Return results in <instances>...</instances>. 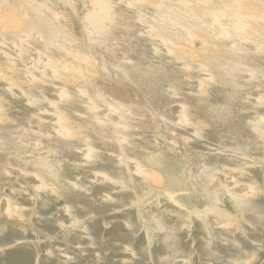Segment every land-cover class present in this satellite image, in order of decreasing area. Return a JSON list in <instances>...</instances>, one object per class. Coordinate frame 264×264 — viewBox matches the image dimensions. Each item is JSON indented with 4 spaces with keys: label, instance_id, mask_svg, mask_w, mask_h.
<instances>
[{
    "label": "bare ground",
    "instance_id": "1",
    "mask_svg": "<svg viewBox=\"0 0 264 264\" xmlns=\"http://www.w3.org/2000/svg\"><path fill=\"white\" fill-rule=\"evenodd\" d=\"M19 1L24 6H33L29 0H0V48L3 47L10 52L12 61L24 64V70L21 72L12 67L0 66V264H21L20 259L11 257L12 254L7 252L8 245L4 243L6 233L19 234L27 229L29 222H34V225L37 223L43 224L47 230L56 233L57 227H60L63 223L58 218L53 220L55 217H51L45 210L48 205L47 203L52 204L55 197H68L70 194L69 185L73 184L66 180V172H69L68 170L71 169V166L65 169V167L59 164L56 156L61 155L69 159V157H72L76 153L73 149L74 144L72 140L83 141V139L75 135L72 130L73 127H70L68 120L63 115L50 116L46 110L51 109L47 106L50 105L49 99H53V107L62 103L66 110L71 111L72 109L70 108L73 102L68 99L67 92L69 91H67V88H78L77 92L80 95L87 94V92H91L90 90L94 88L96 80L95 73L86 65L87 59L90 58L86 52H74L78 62L77 65H69L58 58L39 53L28 55V51H25L23 48L26 43H32L39 49H61L59 37H62V35L48 30L46 24L40 18L43 14L40 10L35 11L32 9L31 15L27 17L21 11L24 6H18L16 3ZM41 1L44 2L42 7L48 6L51 3V0ZM89 1L93 3L91 13L87 14L88 26L92 29L90 30V35L92 31H99L101 37L98 38L97 43L105 47L109 43L115 45V48L112 50L109 48L110 51L106 52V56L111 60L118 58L119 46L117 34L120 36L124 35L125 40H121L123 48L129 50L135 57L133 70H130L131 72H129L128 77L140 88L145 96L146 103L151 106L158 100L163 101L160 98V92L167 81L170 82L171 87L175 91L177 89L180 91L179 89L184 86H189V88L194 87L201 97L194 96L190 101L191 103H188L191 104L192 111H200L201 115L203 113L207 117L205 118L209 121V141L214 142L218 147L191 146L189 149L191 153L189 152L188 155L181 154L183 155L181 157L176 156L177 152L174 154L173 152L175 151L169 149L173 147H167L165 150H151L146 154L143 153L145 154L143 156L155 169H149L148 166L144 168V166L140 165L141 163L129 161L130 163H127L124 171L131 180H135L134 182H136L135 184L131 183L130 187L136 188L137 184L142 189V193H139L141 196L135 191L136 193L134 194L139 195H136L137 199L141 200L143 205L144 202L147 205L152 204L155 200L157 201L159 196L164 199H175L184 207H189V209L186 208L187 210H194L195 213L193 215L203 221L206 220L207 215L214 216L209 213H215L212 210L214 209L212 206L210 207L211 209L201 210L207 207V203H217L221 198L228 197V200L235 206L237 214L231 220L217 221L214 227L219 232H223L229 236V240L233 237L235 239L231 243L224 240L228 242L225 243L222 241L223 239L218 242L226 246L225 248L233 246V251L237 255L245 253L246 243L243 239L246 228L244 229L242 226V221L248 220L253 225L252 233L264 237V160L259 155H264V117L259 115L255 117L254 124L247 125L241 117L237 115L232 116L229 111L233 107L245 109L251 101H264V0H175L174 2L172 0ZM169 2L174 5H170ZM169 5H176L175 9L179 8V10L176 9L177 13L174 12L180 23L173 20L172 16L167 19L164 18L163 22L168 26L161 25L158 27L159 30L162 33H167V35L173 34L184 37L187 41L193 42L198 40L205 48L199 51L193 50L189 44L173 43L168 39L156 38L151 36L148 30H145L142 37L151 40L154 45L167 54L166 56H171L169 57L170 61H163L159 68H152L144 60L143 48L138 41L139 39H137V34H139L138 26H141L142 22H140L141 19L138 15L141 14L144 8ZM65 19H68V14L66 13ZM206 35L219 38L224 43L225 49L220 50L213 44H209L206 41ZM90 38L94 39L95 37L90 36ZM155 51L157 52V49ZM2 52L0 51V57H3ZM206 65L209 70L212 69L216 78H219L224 84L219 94L215 93L214 90H210L208 95H206L207 91L205 92L204 89H200L203 83H200L199 80H193V76H191L192 74H204L207 71ZM19 74L21 76L18 78ZM44 77L58 81L65 88L54 87V89H47V83L42 81ZM204 81L212 84L214 76L206 73ZM48 91L53 93V98L50 96V98L46 97ZM74 92L76 93L75 90ZM250 95L255 99L251 100ZM12 96L22 104V107H19L21 113L14 106L11 107ZM167 96L173 100L177 94L170 91ZM184 108L182 105L176 106V110L179 113L177 122L183 126L188 122L186 116L183 114ZM82 109L84 110V114L88 115L87 118L81 121L82 126L88 131L98 134L99 136H96V138H99L105 147L118 148V146L123 144L120 141H113L112 137L115 134L114 131L125 132L127 128L121 125L112 126L102 123L103 121L98 120L102 117H100V110L88 102L85 103V106H82ZM166 121L169 125H173L171 118H168ZM174 122L177 123L176 121ZM35 125L44 127L48 131H50V128H53L55 136H48L43 132H37L33 127ZM247 126L252 128L248 130ZM166 136H168V141H166L167 143L164 142L174 147L177 146L180 140H183L185 144H188L190 141L171 131H168ZM194 141H197V137L192 140V142ZM44 144H46V147H43ZM133 144L135 143L131 142L128 145L129 149L138 152L139 149H132ZM155 147L158 148V146ZM47 148L51 150V157L45 154V149ZM90 150L86 151V155H88L87 159L91 156L92 151ZM248 152H251V154L254 152V156L246 154ZM145 158L144 160L147 161ZM84 160L86 159L84 158ZM121 169L123 168L121 167ZM50 178L58 187H55L53 183L47 182ZM99 179H103L102 183L104 182L110 188L119 189L124 187L121 181L112 179L111 177L106 178L103 175ZM184 182H187L188 185L184 186ZM140 188H138V192H140ZM131 191L129 193H132L134 190ZM237 191L242 192L243 196L238 195ZM134 194L133 196L136 198ZM235 194L238 196H235ZM105 197L111 198L112 196L100 195L101 199ZM83 198L80 196L81 202H77V210L87 217L92 222L91 224L94 223L97 230L100 231V227L103 224L101 218L103 216H99L102 205L97 207L98 205L95 204V206L90 203V198H84V200ZM23 199L26 201L25 205L22 204ZM90 200L92 201V199ZM122 200L124 199L120 201L122 202ZM40 201L44 204H41L42 208H40ZM130 205L131 209L138 210L132 204ZM67 208L68 206L65 207V213H68ZM127 210L129 209L127 208ZM31 214L35 216L36 221L33 219L34 216L30 217ZM137 217H139L137 213L133 215L132 212L130 218L134 219L135 225L138 226L139 224L135 222V218ZM161 217V215L158 216L154 211L150 210L146 211L143 215L144 225L150 227L148 228L149 230L152 228L159 238L160 244H157L156 241L154 242L156 243L155 245H160L154 255L156 257H164V255H169L176 250H188V246L184 247L183 239H181L178 231H175L174 225ZM194 219L196 220V218ZM136 228L138 229V227ZM177 228L180 230L181 227L177 226ZM97 233L99 234V232ZM211 235L210 232V234H200L198 236L202 242L201 246L203 250H206L208 243H211ZM151 240L152 242L154 241L153 239ZM19 244L20 242L17 245ZM146 245H148L147 242ZM163 245L166 247L164 248ZM10 246L15 247V245ZM257 247L260 248L259 246ZM142 250L143 255L148 253L145 248ZM68 258L71 259L70 257L65 259L67 260ZM228 260L231 259L228 258ZM133 261H129V263H133ZM248 261L244 260V262H241L245 263ZM250 261L252 260L250 259ZM136 262L138 261L135 260ZM206 262L207 264L212 263ZM164 263L166 264V262ZM189 263L192 262L189 261Z\"/></svg>",
    "mask_w": 264,
    "mask_h": 264
},
{
    "label": "rangeland",
    "instance_id": "2",
    "mask_svg": "<svg viewBox=\"0 0 264 264\" xmlns=\"http://www.w3.org/2000/svg\"><path fill=\"white\" fill-rule=\"evenodd\" d=\"M29 1L33 4V6H29V7L24 6L22 3H20V1L16 3L18 4V6H22V5L24 6V8H22L21 11L27 17L31 15L32 9L35 11L40 10L43 13L40 16V18L43 21V23L46 24L48 30H50V32L53 33L58 32L62 35V37H59L61 40V44H60L61 49L59 50H55L53 48H51L50 50L44 48L39 49L38 47H36V45L32 43H26L23 48L25 51H28V55L32 53H39L45 56L58 58L69 65H77L78 62H77L76 54L74 52H79V53L86 52V54H88V56L90 57L87 59L86 65L89 66V69H91L93 73H95L96 80L94 83L95 85L93 84L94 88L90 90L91 92H87V94L80 95L77 92L78 88H73V89L67 88V91H69L67 92L68 99L73 102V105L70 108L72 109L71 111L66 110L64 104L62 103H59L53 107V99H49L50 105L47 107H50L51 109L49 110L47 109L46 112H48L50 116L63 115V117H65L68 120L70 127L71 126L73 127L72 130L74 131L75 135L80 136L83 139V141L72 140L74 144L73 149L74 152L76 153L72 157H69V159H67L66 157H62L61 155L56 156L59 164L65 167V169L66 167L71 166V169L68 170L69 172H66L65 170V172L67 173L66 174L67 182L70 181L71 183H73L72 185H69L70 186L69 192L71 195L69 194V196L66 198L61 196L55 197L52 204L47 203L49 207L47 205L45 210L46 212H48V214H50L51 217L52 216L55 217L53 218V220L58 218L63 221L61 226L57 227L56 233L47 230L45 228V225L43 224L37 223L34 225L33 224L34 222L31 223L29 222L27 229L19 233L21 235L19 234L14 235L12 233L5 234L4 243L8 245L7 252H10V254H12L11 257L20 259L21 264L22 262L23 264H65V262L66 264H92V263L93 264H120V263L127 264V262L128 264H130L132 260L134 261L131 264H145V263L165 264L164 262H166V264H178V263L181 264L182 262H183L182 264H207L206 261H208V263L212 262L210 264H264V237H260L252 233L253 225L248 220H244L241 223L244 229L246 228L247 230V231L244 230L245 237L243 239V241L246 243V247L244 251L247 255L245 253L243 254L241 253V255L240 254L237 255L233 251L234 250L233 246H230L229 248H225L226 246H223L220 242H218L219 240L223 239L222 241L227 240L228 242L231 243L234 241L233 239H235L233 237L232 239L229 240L228 239L229 236H227L223 232H219L214 227L216 226L217 221L220 222L222 220L223 221L231 220L233 216L234 215L236 216L237 214L235 210V206H233L232 202L228 200L229 199L228 197L221 198L220 201L217 203L214 202L207 203L206 205L207 207H204L201 210L210 208L212 206L214 207V209L212 210H214L215 213L212 212L209 213V214H213L214 215L213 217L211 215L209 216L206 214L207 215V217L205 218L206 220L202 221L199 219V217L197 218L195 215H193L195 213L194 210L193 211L192 209H190V211L187 210L186 208L189 209V207H184L175 199H164L159 196L157 201L155 200V202H152V204L147 205L144 202L143 205L141 200L137 199L138 198L137 196L140 195L139 193H142L141 192L142 189L138 187L137 184H136V188L137 187L140 188L139 189L140 192L137 191L138 188L136 189L133 186H131L132 188L130 187V185H132L131 183L135 184L136 182H134L135 180L134 181L131 180L124 171L125 170L124 168L126 167L129 161H136L139 164L141 163L140 165L142 167L144 166V168L148 166L149 169H155L153 165L143 156L148 151L158 150V149L165 150L167 149V147H173L169 149L175 151L173 152L174 154L176 152L177 153L179 152L178 154L176 153V156L181 157L185 154L188 155L191 146H196V147L206 146L209 148H215V147L218 148L214 142L209 141L208 134L210 129L208 125L209 121L206 119L207 117L204 116L203 113L201 115L200 111L198 112L192 111L193 109L191 107V104H189L191 103L190 101L191 99H193L194 96L201 97V95L198 94V91H196L194 87L189 88V86L186 87L184 86L183 88L179 89L180 91H178V89L175 91V89L171 87L170 82L167 81L165 82L166 84L164 83L163 89L160 92V98H162L163 101L158 100L153 105L149 106L146 103L145 96L140 90V88L134 83L133 80H131L128 77L129 72L133 70V66L135 64V60H134L135 57L129 50H125V48H123L122 45L123 42H121V40L122 41L125 40L124 35L121 32L120 33L122 34L123 37L117 34V41H118L117 43L119 46V50H118V58L114 60L109 59V57L106 56V52L110 51L109 48L111 50L115 48V45L109 43L108 45L106 44L105 47L104 45L97 43L96 41L98 40V38L101 37V33L99 31L98 32L92 31V34L90 35V30L92 29L88 26L87 14L91 13L93 9V3L91 1L51 0V3L45 7H42L44 5V2L41 0H29ZM174 1L175 0H172V2ZM111 2H113V0H111ZM169 4L172 5L173 3L169 2ZM170 5L164 7L153 6L149 8H144L142 9L141 14L138 15L140 16L139 18L141 19L140 22L141 21L142 22H141V26H138L139 34H137L138 35L137 39H139L138 41L140 42V45L143 48L142 53L144 60L152 68H156V67L159 68L163 61L164 62L170 61L169 57L171 56H166L167 54L162 52V50H160L156 45H154L152 41L149 40L148 38H143L142 36L145 30H148L151 36H154L156 38L168 39L173 43L189 44L190 48L193 50L199 51L205 48L202 45V43L198 40L193 42L187 41L184 37H179L173 34L167 35V33H162L159 30L158 28L159 26L167 25L166 23L163 22L164 18L167 19L172 16L173 20L180 23V21H178L175 16V12L177 13L176 9L179 10V8L177 7L175 9L176 5L175 6H170ZM65 13L68 14V19H65ZM90 36H94L95 38L91 39ZM206 41L209 44H213L215 47H217L220 50L225 49L224 43L219 38L206 35ZM3 49H4L3 47L0 48V51L4 52L1 53L3 57H0V66L12 67L15 68L16 70H19L20 72L23 71L24 64H19L12 61L10 52L6 49L4 50ZM156 49L157 52L155 51ZM206 69L208 72L205 71L204 74L203 73L197 75L192 74L191 76H193V80H197V81L199 80L200 83H203L200 89L201 90L204 89L205 92L207 91L206 95H208V92L210 90H214L215 93L219 94V92H221V87H223L224 84L220 81L219 78H216L215 73L212 72V69L209 70L207 65H206ZM206 73H210L211 75L214 76V82L212 84H208L206 83V81H204V77ZM20 76L21 75L19 74L17 77L19 78ZM42 81H44V83L45 82L47 83L46 84L48 87L47 89H52V88L54 89V87L63 88V89L65 88L64 86L61 85V83H59L56 80H51V78L48 79L47 77H44L42 78ZM74 90L76 91V93L74 92ZM170 91H173V93L175 92L178 97L176 96V98H173V100L172 98L170 99L167 96L169 95ZM52 94L53 93L48 91L46 97L50 98L53 96ZM12 98H11L12 99L11 107L14 106L16 110L21 111V109H19V107L20 108L22 107L20 101L18 102L14 96H12ZM250 98L251 100L255 99L252 95H250ZM86 102H88L89 104L95 106L100 110L101 112L100 117L101 116L102 117L99 118L98 120H101V122L103 121L102 123H107L112 126L121 125L127 128L125 132L114 131L115 134L112 137L113 141L115 142L120 141L121 143H123L122 144L123 146L122 145L118 146V148L120 147L119 149L117 147H110L111 149L108 146L105 147V145L101 143L100 139L96 138V136H99L98 134H94L88 131L84 126H82L81 121H83V119L88 117V115L84 114L83 112L84 110L82 109V106H85ZM262 104H264V101H258V102L251 101V103L248 104L247 108L242 109L239 107L236 108L233 107L229 112L231 113L230 115L232 116L237 115L241 117V119L245 123H247V125H250V124H254L256 119L255 117L259 115L264 117V105ZM179 105L185 107L183 114L186 116L188 122L184 126L177 122V116L179 115V113L176 110V106ZM111 112L113 113L111 114ZM168 118H171L173 125H169L167 123L166 120H168ZM174 121H176L177 123H175ZM33 127L37 130V132L40 133L43 132L48 136H55L53 133L54 132L53 128H50V131H48L44 127H39L37 125ZM251 128L252 127L247 126L248 130ZM168 131L174 132L178 136H181L182 138L185 137L186 139H189L190 140L189 143L185 144L183 140H180V142H178L177 146L175 147L166 144L167 143L166 141H168L167 139L168 136H166V133ZM195 137H197V141L192 142V140ZM131 142H134L136 144V145L133 144L135 147L132 146V149L134 148L136 150L139 149L141 150L140 151L141 153L139 152V150L138 152H136L134 150L129 149L128 145H130ZM45 145L46 144H44L43 147H46ZM155 146H158V148H156ZM89 150L92 151L90 156L91 158L88 157L87 159L88 155H86L87 154L86 151L88 152ZM45 152H46L45 154L48 155V157L49 156L51 157V150L49 148L45 149ZM246 154L254 156V152H252V154L251 152H248ZM259 155L260 158L264 160V155L263 154H259ZM84 158L87 161L84 160ZM144 158L147 161H145ZM121 167L123 169H121ZM122 172L123 174H121ZM95 175L98 176L95 177ZM100 175L101 176L104 175L106 178L111 177L112 179H117L121 181L122 184H124L123 185L124 187L119 189L110 188L109 186L107 187L104 184V182L102 183L103 179H99L101 177ZM130 180L131 182H129ZM98 181H100L99 184ZM47 182L53 183L55 187L57 186L55 182L51 180V178L48 179ZM186 183L187 182L183 183L184 186L188 185V183L187 184ZM130 190L132 191L134 190L133 192L131 191L133 194L137 192V194L139 195L134 194L136 197L134 198L133 194L129 193ZM237 192L238 195L243 196L242 192L240 191ZM263 192H264V188H263ZM101 194L107 195L108 197L112 196L111 197L112 199L110 197L109 198L105 197L104 199H101L100 198ZM237 194H235V196H238ZM80 196H82V198L84 197L86 199L88 198L92 199V201L89 199L90 203L94 205L95 204L98 205L97 207H100L102 205L99 216L100 217L103 216L101 217L103 220V224L102 227H100V231L97 230L94 223L91 224L92 222H90V220H88L87 217L83 216V214L77 210L76 204L77 202H81ZM121 199H124L125 201L122 200L121 202L120 201ZM131 199L133 200L132 202ZM93 201L94 203H92ZM40 202H41L40 208H42L41 204L42 205L44 204L42 203V201ZM25 203L26 201L23 199L22 204L25 205ZM130 204H132L135 208L140 210L138 211L134 208L131 209L132 207ZM214 204L215 206H213ZM67 206H68L67 208L68 213H65L66 212L65 207ZM126 206H128L127 208L131 210L130 211L127 210ZM140 206L142 207V210ZM217 207L220 209V211ZM63 209L64 212L62 213ZM145 210L154 211L155 214H157L158 216L161 215L163 219L169 221L172 225H174L173 227L175 231L176 232L178 231V234H180L181 239H183L184 247L188 246L187 248L188 250L180 249L171 252L169 255L166 256L164 255V257L168 259H165L163 256L156 257V255L154 254L159 249L158 247L160 245H155V244L156 243L160 244L159 238L156 236V232L152 228L149 230L148 228L150 227L144 225L145 223H144L143 215L146 212ZM216 210L217 212L219 211L218 212L219 214L216 212ZM132 212L133 215L137 213V216L140 217V218L139 217L135 218V222L139 224L138 226L135 225L133 221L134 219L130 218L132 216ZM128 213L130 214L129 215L130 217L128 216ZM218 215L221 216L220 219ZM222 215H224V217H222ZM33 216L34 215L32 214L30 215L31 218ZM192 217L196 218V220ZM33 219L36 221L35 216L33 217ZM39 223L41 222L39 221ZM177 226L181 227L180 230L177 228ZM136 227H138V229ZM97 232H99L100 236ZM210 232L212 234L211 235L212 241L211 243H208V245L206 246L207 249L203 250L201 246L202 242L200 240V237L198 236L200 234H210ZM145 237H147L146 238L148 239L147 241ZM213 237L215 238L213 239ZM151 239H153L154 241L152 242ZM155 241L156 243H154ZM227 241L224 242L226 243ZM19 242L20 244L17 245ZM146 242L148 245H146ZM10 245H15L16 250L14 246H10ZM257 246H259L260 248H258ZM163 247L165 248L166 246L163 245ZM143 248H145V250L148 251L146 255L145 254L143 255V250H142ZM149 251L151 254L149 253ZM204 251H208V252L205 253ZM244 254L246 255V257ZM170 256L172 257V259H170L171 258ZM67 257H70L71 259L68 258L66 260L65 258ZM228 258L231 260H228ZM162 259L167 261H164ZM243 259L247 261L249 259L248 261L249 263L248 262L243 263L244 262ZM250 259L252 261H250ZM135 260H137L138 262L135 263ZM181 260L183 261L181 262ZM198 260H200L201 262ZM129 261L131 262L129 263ZM189 261L192 263H189Z\"/></svg>",
    "mask_w": 264,
    "mask_h": 264
}]
</instances>
